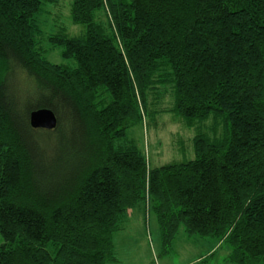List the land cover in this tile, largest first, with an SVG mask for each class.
<instances>
[{"label": "trees", "instance_id": "16d2710c", "mask_svg": "<svg viewBox=\"0 0 264 264\" xmlns=\"http://www.w3.org/2000/svg\"><path fill=\"white\" fill-rule=\"evenodd\" d=\"M59 1L0 0V264L118 263L142 206L163 254L183 226L264 264V0H71L79 33L46 35ZM43 109L52 130L30 127ZM161 114L192 153L151 167L128 132Z\"/></svg>", "mask_w": 264, "mask_h": 264}, {"label": "rangeland", "instance_id": "374dc122", "mask_svg": "<svg viewBox=\"0 0 264 264\" xmlns=\"http://www.w3.org/2000/svg\"><path fill=\"white\" fill-rule=\"evenodd\" d=\"M71 0H60L58 6L48 7L46 16L40 21L45 24V34L65 31L68 36L79 33L78 26L71 23L69 9ZM48 49L47 45L44 46ZM48 58L59 62L55 51L49 50ZM171 101L167 96L156 107L167 110ZM181 121L170 114L157 117L155 127L136 124L128 132L129 140L146 156L151 167H159L173 160H181L178 149H184L186 157L192 153L193 132L184 129ZM114 235V253L118 263L114 264H190L194 258H206L208 251L215 252L211 264H223L229 250L225 246L207 245L202 240L188 238L184 227L180 226L170 253L163 254L160 245V232L155 214L145 211L143 206L136 207L130 218H125Z\"/></svg>", "mask_w": 264, "mask_h": 264}, {"label": "water", "instance_id": "95a60500", "mask_svg": "<svg viewBox=\"0 0 264 264\" xmlns=\"http://www.w3.org/2000/svg\"><path fill=\"white\" fill-rule=\"evenodd\" d=\"M30 127L32 129L52 130L56 127V118L49 110H38L30 115Z\"/></svg>", "mask_w": 264, "mask_h": 264}, {"label": "crops", "instance_id": "0c3cea01", "mask_svg": "<svg viewBox=\"0 0 264 264\" xmlns=\"http://www.w3.org/2000/svg\"><path fill=\"white\" fill-rule=\"evenodd\" d=\"M211 254H215V252H213L212 250H209V251H208V256L211 255ZM213 257H214V255L211 256L210 258H208V261L205 262V263H203V264H211L210 262H212ZM226 258H227V256H226L225 259L223 260V264H229V263L226 262ZM203 259H205V258H194V259L192 260V262H190V264H198V263H199L201 260H203Z\"/></svg>", "mask_w": 264, "mask_h": 264}]
</instances>
